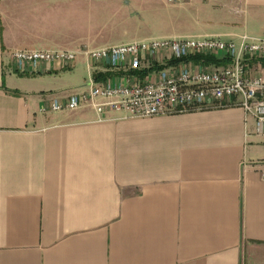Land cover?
Segmentation results:
<instances>
[{
  "label": "crops",
  "instance_id": "obj_1",
  "mask_svg": "<svg viewBox=\"0 0 264 264\" xmlns=\"http://www.w3.org/2000/svg\"><path fill=\"white\" fill-rule=\"evenodd\" d=\"M243 35L264 38V0H0V264H264V130L251 116L47 111L87 90V58L26 76L11 60Z\"/></svg>",
  "mask_w": 264,
  "mask_h": 264
},
{
  "label": "built area",
  "instance_id": "obj_2",
  "mask_svg": "<svg viewBox=\"0 0 264 264\" xmlns=\"http://www.w3.org/2000/svg\"><path fill=\"white\" fill-rule=\"evenodd\" d=\"M78 54L87 58L92 72L87 90L64 102L52 101L47 111L87 106L101 117L121 112L133 118H150L238 107L254 119L256 132L263 133L264 73L251 69L249 63L264 60V38L162 39L80 53L16 50L11 60L14 72L26 76L38 74L42 66L70 70ZM200 56L224 59L228 64L209 67L193 60ZM169 62H173L170 68L158 69ZM103 69L115 75L96 79L95 73Z\"/></svg>",
  "mask_w": 264,
  "mask_h": 264
},
{
  "label": "trees",
  "instance_id": "obj_3",
  "mask_svg": "<svg viewBox=\"0 0 264 264\" xmlns=\"http://www.w3.org/2000/svg\"><path fill=\"white\" fill-rule=\"evenodd\" d=\"M193 60L196 62V63H199L200 61L203 60L204 63L206 64H214L218 67H224L228 64V62L224 59H214V58H202V57H194ZM262 65L264 66V60L262 61ZM144 73H147L146 71Z\"/></svg>",
  "mask_w": 264,
  "mask_h": 264
},
{
  "label": "rangeland",
  "instance_id": "obj_4",
  "mask_svg": "<svg viewBox=\"0 0 264 264\" xmlns=\"http://www.w3.org/2000/svg\"><path fill=\"white\" fill-rule=\"evenodd\" d=\"M164 7L166 8L167 7V5H166V3L164 2ZM195 16H197V15H195ZM183 18V20L181 21V24H182V27L178 30V32L180 33V34H190L189 33V31H187L186 30V28L187 27H183V26H187V24H190V21H188L187 20V18H186V16L184 15V17H182ZM183 22V23H182ZM188 22V23H187Z\"/></svg>",
  "mask_w": 264,
  "mask_h": 264
}]
</instances>
